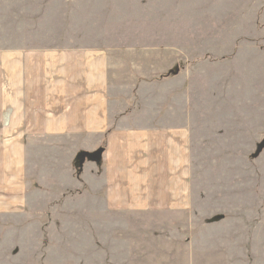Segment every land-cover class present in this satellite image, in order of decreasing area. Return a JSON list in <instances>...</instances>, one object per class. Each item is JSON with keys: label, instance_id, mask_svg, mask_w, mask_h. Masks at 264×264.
<instances>
[{"label": "crops", "instance_id": "0c3cea01", "mask_svg": "<svg viewBox=\"0 0 264 264\" xmlns=\"http://www.w3.org/2000/svg\"><path fill=\"white\" fill-rule=\"evenodd\" d=\"M117 7L0 0V215L86 218L88 264H178L222 221L195 205L207 89Z\"/></svg>", "mask_w": 264, "mask_h": 264}, {"label": "rangeland", "instance_id": "374dc122", "mask_svg": "<svg viewBox=\"0 0 264 264\" xmlns=\"http://www.w3.org/2000/svg\"><path fill=\"white\" fill-rule=\"evenodd\" d=\"M109 2L118 6L113 14L119 9L133 20L127 34H158L161 48L181 53L171 72L196 71L207 89V131L194 154L195 205L202 219L222 221L208 229L206 249L193 246L178 264H264V0ZM154 17L158 24H140ZM77 225L86 229L87 219L45 206L35 216L0 215V264H88V235L71 231ZM219 237L221 258L207 252Z\"/></svg>", "mask_w": 264, "mask_h": 264}, {"label": "water", "instance_id": "95a60500", "mask_svg": "<svg viewBox=\"0 0 264 264\" xmlns=\"http://www.w3.org/2000/svg\"><path fill=\"white\" fill-rule=\"evenodd\" d=\"M264 148V140L262 141L261 145H260V150H262Z\"/></svg>", "mask_w": 264, "mask_h": 264}, {"label": "trees", "instance_id": "16d2710c", "mask_svg": "<svg viewBox=\"0 0 264 264\" xmlns=\"http://www.w3.org/2000/svg\"><path fill=\"white\" fill-rule=\"evenodd\" d=\"M81 157H82V155H81Z\"/></svg>", "mask_w": 264, "mask_h": 264}]
</instances>
